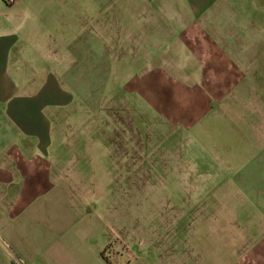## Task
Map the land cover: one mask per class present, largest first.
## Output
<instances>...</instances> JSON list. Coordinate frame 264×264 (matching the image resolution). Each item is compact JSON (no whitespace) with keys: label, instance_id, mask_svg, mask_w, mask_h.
Here are the masks:
<instances>
[{"label":"crops","instance_id":"crops-1","mask_svg":"<svg viewBox=\"0 0 264 264\" xmlns=\"http://www.w3.org/2000/svg\"><path fill=\"white\" fill-rule=\"evenodd\" d=\"M121 1L115 58L136 66L134 76L148 93H163L162 109L184 110L178 117L185 120L178 123L193 125L197 135L205 117L228 111L232 119L219 124L231 134L227 148L210 142L218 154L242 155L252 125L258 133L253 140L264 141V0H140L145 7L128 5L139 0ZM95 5L87 0L80 13L74 4L58 9L42 0H0V264H264V234L255 236L251 226L242 230L238 224L224 230L211 200L212 229H200L198 244V226L208 216L206 201L198 199L188 235L201 252L217 250L205 260L202 253L189 255L178 238L172 243L169 228L140 232L132 223L120 228L110 221L122 200L114 199L107 210L100 189L94 183L91 188L87 172L95 154L84 148L90 136L59 131L74 107L59 62L75 58L70 46L81 44L76 29L92 21ZM127 12L135 20L126 19ZM100 47L106 59L107 42L100 40ZM125 136L126 146L108 148L103 142L96 154L106 149L119 160L118 189L158 166L154 149L141 151L134 135ZM141 153L152 157L147 165ZM167 220L170 225V212ZM178 222L173 236L180 235V216ZM205 232L210 242L203 240ZM216 240L220 245L213 246Z\"/></svg>","mask_w":264,"mask_h":264},{"label":"rangeland","instance_id":"rangeland-1","mask_svg":"<svg viewBox=\"0 0 264 264\" xmlns=\"http://www.w3.org/2000/svg\"><path fill=\"white\" fill-rule=\"evenodd\" d=\"M91 1H96L91 14L92 21L85 22L81 24V28L76 29L75 41L81 44L70 46V49L74 50V54L70 55L75 58L59 62L61 78L74 93L73 112L59 131L85 133L90 136L87 142L91 145L84 148L95 154L90 158L91 169L87 172L91 188H94V183L97 190L100 189L101 201L107 206V210L108 203H116L114 199L122 200V210L118 209V213L111 210L110 206L114 216L110 221L116 227L120 225V228L126 225L125 223H132L140 232H162L169 228L172 232V243L178 238L181 246L187 248L189 255L199 256L202 253L205 260L206 256L211 257V254L217 251L206 247L201 252L200 247H197V243L200 244V229L202 232H209L214 225L208 219L211 214V205L208 203L211 200L214 202L211 212L215 214L216 221L220 220L221 225L224 221V230L229 231L233 229L231 225L236 224L242 230L251 226L255 236L261 237L264 234V141L253 140L257 133L256 127L251 126L252 133L249 132L250 138L244 141L242 155L229 156L225 151L218 154L210 146V142L215 141L219 146L227 148V139L231 134L225 124H219L229 117L232 119L229 112H223L221 116L216 112L213 117H205L199 125L198 135L193 125L178 123L185 120L178 117L184 110L162 109L158 101L162 100L163 93H148L147 84L134 76L136 71L133 69L136 66L132 67L129 60L118 61L115 58V24L122 1ZM86 2L87 0H42L44 6L58 9L74 4L76 11L80 13L82 5ZM145 3L139 0L136 3L129 2L128 5L140 4L145 7ZM96 11L98 14L95 16ZM260 12L263 14L264 10ZM124 16L128 20H135L130 12ZM139 16L142 19L143 14L139 13ZM102 28H106L105 35ZM100 40L107 42L106 59L100 47ZM213 118L215 119L212 120ZM126 134L134 135L141 151L154 149L155 164L158 166L148 167V174L138 173L133 186L124 185L122 189H118L117 182L123 177L122 167L116 162L119 160H115L114 153L106 149L99 153L101 156L96 154L98 155L100 149L98 144L103 142L108 148L126 146ZM99 138L102 140L99 141ZM201 151H206L208 159L204 155L202 159ZM195 152L200 154L199 157ZM139 155L144 165H147L145 161L152 159L142 153ZM99 166L104 169L93 173L92 170ZM204 168L206 172L201 173L200 169ZM120 192L123 193L122 196L118 194ZM198 199L206 201L204 213L208 216L207 222H202L201 228L198 226L196 243L191 241L194 238L190 239L188 235L195 224L194 203ZM184 210L188 214L187 220L181 218ZM169 212L171 221L170 225H167ZM179 216L182 229L180 235L178 233L173 236L174 230L179 228ZM231 219L236 221H230ZM185 221L189 223L187 228H184ZM207 232L204 233L203 240L210 242L211 237H205ZM216 245H220L218 240L213 244ZM221 250L219 252H222ZM219 258L222 260L225 255L220 254Z\"/></svg>","mask_w":264,"mask_h":264},{"label":"trees","instance_id":"trees-1","mask_svg":"<svg viewBox=\"0 0 264 264\" xmlns=\"http://www.w3.org/2000/svg\"><path fill=\"white\" fill-rule=\"evenodd\" d=\"M10 264H15L14 262H11Z\"/></svg>","mask_w":264,"mask_h":264}]
</instances>
